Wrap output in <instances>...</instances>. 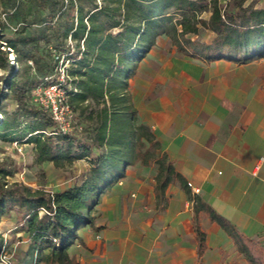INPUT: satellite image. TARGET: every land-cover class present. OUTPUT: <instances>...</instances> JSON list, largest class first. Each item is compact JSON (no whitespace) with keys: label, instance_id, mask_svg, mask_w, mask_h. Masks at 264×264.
Instances as JSON below:
<instances>
[{"label":"trees","instance_id":"trees-1","mask_svg":"<svg viewBox=\"0 0 264 264\" xmlns=\"http://www.w3.org/2000/svg\"><path fill=\"white\" fill-rule=\"evenodd\" d=\"M64 1L58 8L56 0H38L40 7L47 10L46 23L40 24L41 33L51 28L63 43L68 36L72 39L65 55L70 66L64 69L66 78L61 85L73 112L84 113L89 106H95L88 116L95 123L92 136L81 139L60 130L50 112L33 101L32 92L40 83L27 87L11 71L9 50L2 46L15 50L21 44L30 50L41 72L38 78L45 83L48 71H43L42 58L37 55L41 33L5 41L1 29L0 67L10 71L5 84L17 108L10 114L4 111L0 136L15 141L31 134L27 142L36 144L39 161L60 163L85 158L91 167L82 183L51 191L32 188L23 181L11 182L16 165L0 161V223L18 207L23 213L17 231L27 232L31 238L29 258L11 264H83L70 253L77 241L84 243L80 230L94 226V211L102 195L125 176L130 165L149 162V148L144 152L141 145L158 144L151 127L139 122L137 109L127 93L138 62L155 46L159 36H172L178 41L186 33L198 34L203 26L215 34L213 42L200 46L187 40L191 49L183 53L243 61L264 58V7L239 3L236 9L226 10L218 0L213 1L211 8L204 0H90L88 6L82 0H69L66 4ZM208 10L209 18H202L201 13ZM47 41L50 43L51 38ZM60 76L58 72L52 82H58ZM19 111L40 123L23 126ZM158 162V179L164 187L179 174L165 158ZM199 209L222 225L250 264H264V245L241 234L210 205L197 199L196 210ZM198 234L202 254L206 234L200 228ZM3 244L0 236V249Z\"/></svg>","mask_w":264,"mask_h":264},{"label":"crops","instance_id":"crops-1","mask_svg":"<svg viewBox=\"0 0 264 264\" xmlns=\"http://www.w3.org/2000/svg\"><path fill=\"white\" fill-rule=\"evenodd\" d=\"M127 94L179 176L163 187L158 160L130 165L102 195L94 226L80 230L84 243L77 241L71 255L83 264H250L196 206L202 200L264 245V58L153 48ZM198 228L206 234L202 254Z\"/></svg>","mask_w":264,"mask_h":264},{"label":"rangeland","instance_id":"rangeland-1","mask_svg":"<svg viewBox=\"0 0 264 264\" xmlns=\"http://www.w3.org/2000/svg\"><path fill=\"white\" fill-rule=\"evenodd\" d=\"M58 8L61 6L62 0H56ZM90 0H82L86 6ZM214 0H204L205 4H208V8H211ZM65 4L69 0L64 1ZM222 8L226 10H234L236 6L241 3L245 6L252 4L256 7H264V0H218ZM47 10L40 7L38 0H0V29L4 34L3 40L10 41L17 38H23L32 33H41L40 24L46 23ZM178 18L180 15L176 14ZM202 18L208 19L210 11L201 13ZM180 28V25H178ZM43 34V35H42ZM43 38L39 41V53L41 56L40 64L43 66V71L46 70V77L44 82L38 78L41 74L39 66L35 60L31 58L30 50L18 44V47L14 50L9 46H2L9 50V59L11 63V71H14V77L19 78L26 82V86L30 87L33 82H39L38 87L46 89L52 84L55 75L61 70L69 68V60L65 59L67 48L69 44H72V39L68 36L66 43L62 42V38H56L53 35L51 28H46L41 33ZM215 34L208 28L203 26L199 27L197 33H186L181 37H178V41L175 37L168 35H161L157 38L155 46L152 49L157 51H175L182 54L191 47L187 44V40L192 43H198L200 46L203 44H211ZM51 38V42L48 43V39ZM58 43V46H55ZM151 51V50H150ZM147 55V54H146ZM8 70L0 67V119L5 117L4 111L10 114L16 107V101L13 98L11 90L5 84ZM56 90L54 93H58ZM53 95V93H51ZM66 100H68V94H64ZM95 108L94 105L89 106L84 113L79 111L74 112L73 120L71 122L72 131L70 134L81 139H88L92 136V132L95 126L93 120L89 116V111ZM18 117L23 123V126L28 124H38L39 120L29 117L24 111H19ZM28 134V133H27ZM27 136L22 135L15 141H7L0 136V161L7 160L16 165V171L13 176H10L9 180L23 181L26 185L35 189H46L51 191H57L60 188H66L75 184L82 183L85 176L90 170V163L88 159L85 160H73L63 161L60 163L54 161H39V154L35 143L27 142ZM149 142L145 145H141V150L148 151L149 162H157L159 159H164V153L159 144L151 145ZM150 163V164H151ZM23 210L16 207L8 216H5L3 220H7L0 230L3 229L4 235L1 232L2 240L7 244V248L10 254L13 255V262L17 263L21 258H29L28 249L31 243L29 234L17 231V226L22 219ZM42 214V212L40 213ZM40 264H49L41 262ZM56 264V263H55Z\"/></svg>","mask_w":264,"mask_h":264},{"label":"built area","instance_id":"built-area-1","mask_svg":"<svg viewBox=\"0 0 264 264\" xmlns=\"http://www.w3.org/2000/svg\"><path fill=\"white\" fill-rule=\"evenodd\" d=\"M65 78L66 73L64 70H61V76L58 82H52L46 89L40 87L34 88L32 97L36 104L46 108L50 112L60 130L70 133L72 131L71 122L74 112L67 103L64 95L67 92L61 85ZM56 90H59V92L54 93ZM51 93H53V95ZM188 186L191 187L196 194L200 192V188L194 186L192 182H188ZM12 262L13 255L9 253L7 244L4 243L0 249V264H11Z\"/></svg>","mask_w":264,"mask_h":264}]
</instances>
